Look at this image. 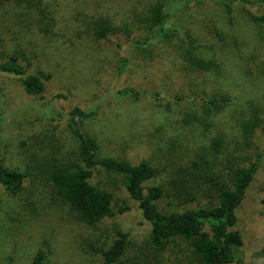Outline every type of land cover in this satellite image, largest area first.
Returning <instances> with one entry per match:
<instances>
[{"label":"rangeland","instance_id":"374dc122","mask_svg":"<svg viewBox=\"0 0 264 264\" xmlns=\"http://www.w3.org/2000/svg\"><path fill=\"white\" fill-rule=\"evenodd\" d=\"M156 1L167 2L0 0V58L16 53L29 74L45 78L43 94L33 97L17 77L0 74V156L7 167L30 173L16 195L0 185V264H29L39 249L47 252L43 264H99L100 248L117 232L128 235L117 264H198L179 240L161 252L149 245V227L121 176L93 172L90 182L113 195L114 215L92 228L53 196L48 166L76 148L67 113L80 108L85 114L77 121L96 141L100 156L131 164L151 161L156 176L147 185L162 186L161 211L210 207L214 184L226 181L234 151L243 153L233 119L243 115L249 100L262 108V123L245 150L252 155L254 148L262 159L236 210L235 228L243 239L242 264H264L252 258L264 246V39L250 19V14L264 15V0H248L244 7L229 0L230 18L210 0H172V20L180 28L176 42L135 47L146 37L145 13ZM102 19L108 22L105 38L96 35ZM190 41L222 64L223 76L211 78L207 92L220 89L235 101L210 119L207 131L181 121L183 113L193 111L190 99L202 86L176 56L178 43L187 47ZM122 59L128 65L119 74ZM126 86L158 92L159 100H117L114 93ZM220 138L223 146L216 152L210 143ZM182 187L189 193L185 204L178 197Z\"/></svg>","mask_w":264,"mask_h":264},{"label":"trees","instance_id":"16d2710c","mask_svg":"<svg viewBox=\"0 0 264 264\" xmlns=\"http://www.w3.org/2000/svg\"><path fill=\"white\" fill-rule=\"evenodd\" d=\"M166 1H156L148 7L144 20L146 37L141 42H135V47L150 48L158 44L172 45L176 42L180 28L172 20L170 10L172 0ZM210 1L224 7L230 18L231 1ZM239 2L243 7L249 3L248 0H239ZM188 4L185 3L183 7H187ZM250 19L260 26V34L264 39V15L250 14ZM107 23L106 19H102L98 24L96 31L98 37L105 38L104 27ZM178 44L176 56L182 61L183 70L189 74H195L202 84L200 92L190 99L193 111L183 113L181 121L184 125L198 124L207 131L211 127L210 119L233 105L235 101L229 93L220 89L214 88L211 92L206 90V85L211 78L223 76L222 64L206 56L198 46L193 45L192 41L187 47H183L182 43ZM127 65V59L120 60L118 73L122 74ZM0 74L17 77L26 95L41 96L45 90L44 76L29 74L27 66L21 62L16 53L0 58ZM145 96H150L154 101L159 100L158 92L149 94L129 86L118 89L114 93V97L120 101L138 100ZM57 97V99L65 98L62 95ZM243 108V115L239 114L233 120L243 140L237 145H242L244 150L242 153L236 149L231 156L233 159L227 167L229 173L226 181L214 184L215 199L210 207H197L177 212L161 211L157 203L164 193L162 186L147 185L156 176V169L151 161L143 159L136 164H131L100 156L96 141L81 130L80 122L77 121L85 114L80 108H73L67 113L72 117V131L77 141L76 148L73 149L70 157L54 158L53 163L48 166V181L52 194L60 203L66 205L80 222L94 228L108 217H112L114 211L112 193L90 182L93 172L100 169L121 176L127 196L137 204L142 218L149 227L148 242L153 249L159 252L165 251L169 244L179 240L187 244L198 264H242L243 239L241 233L235 228L236 210L242 203L262 159L261 152H256L254 148L252 155H248L245 150L251 147V137L262 123L260 118L262 108L252 100L245 102ZM61 116L62 114L59 113L58 117ZM222 146V138L213 139L210 143V148H214L216 152L220 151ZM197 165V162L192 163L194 168ZM28 176L30 173L26 170L7 167L0 156V185L6 192L11 195L18 194L24 179ZM187 191L188 189L182 187L178 195L183 199L184 204L188 201L185 198L189 195ZM123 212V208L118 209V213ZM127 244L128 235L117 232L109 245L100 248L99 264H117ZM46 254L45 249H39L29 264H43ZM252 258L264 261V246L255 250Z\"/></svg>","mask_w":264,"mask_h":264}]
</instances>
